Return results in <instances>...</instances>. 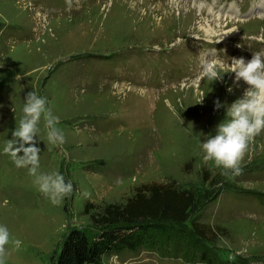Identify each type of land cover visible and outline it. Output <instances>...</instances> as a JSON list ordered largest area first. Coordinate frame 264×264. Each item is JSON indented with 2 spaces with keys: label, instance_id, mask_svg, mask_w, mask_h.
<instances>
[{
  "label": "rangeland",
  "instance_id": "1",
  "mask_svg": "<svg viewBox=\"0 0 264 264\" xmlns=\"http://www.w3.org/2000/svg\"><path fill=\"white\" fill-rule=\"evenodd\" d=\"M260 1L0 0V225L22 241L7 246L6 264H52L72 228L95 235L92 213L153 182L196 194L187 225L213 229L201 239L209 252L169 245L111 252L102 264H264V131L239 175H222L201 149L226 118L215 101L230 105L249 87L231 58L264 53ZM215 56L222 81L201 76ZM31 91L48 98L65 136L48 144L42 118L34 138L39 171L74 186L59 205L3 153Z\"/></svg>",
  "mask_w": 264,
  "mask_h": 264
},
{
  "label": "clouds",
  "instance_id": "2",
  "mask_svg": "<svg viewBox=\"0 0 264 264\" xmlns=\"http://www.w3.org/2000/svg\"><path fill=\"white\" fill-rule=\"evenodd\" d=\"M222 66L218 56L205 58L201 61V76L222 81L223 75L219 71ZM231 73H235L237 82L243 80L249 87L242 98L230 105L227 102L222 104L219 99L215 101L216 110L226 108V118L218 124L214 135L209 134L201 142L204 161L222 169L221 174L224 176L230 173L240 174L241 161L249 151L251 143L264 131V53L255 52L253 58L247 62L243 57L231 58ZM232 91L233 87L230 86L228 92ZM48 103L46 96L38 95L35 91L27 94L23 115L17 121L13 138L4 142L3 153L11 157L17 168H27L39 190L54 205H59L63 198L72 195L74 186L72 182H66L65 177L58 171H39L41 149L36 146L34 139L40 131L38 124L43 118L47 143L57 146L65 143L63 131L57 126L59 117L53 115ZM10 244L19 249L22 241L13 237L6 225H0V264H6L9 256L7 246Z\"/></svg>",
  "mask_w": 264,
  "mask_h": 264
},
{
  "label": "trees",
  "instance_id": "3",
  "mask_svg": "<svg viewBox=\"0 0 264 264\" xmlns=\"http://www.w3.org/2000/svg\"><path fill=\"white\" fill-rule=\"evenodd\" d=\"M199 200L190 189L172 184L147 183L123 204L108 203L91 218L99 231L90 235L72 228L61 243L52 264H102L103 256L111 252L191 248L208 253L201 239H207L213 229L192 222L187 225ZM195 240L190 247L189 240ZM193 250V251H194Z\"/></svg>",
  "mask_w": 264,
  "mask_h": 264
},
{
  "label": "bare ground",
  "instance_id": "4",
  "mask_svg": "<svg viewBox=\"0 0 264 264\" xmlns=\"http://www.w3.org/2000/svg\"><path fill=\"white\" fill-rule=\"evenodd\" d=\"M201 8V7H199ZM257 8V9H256ZM256 12H258V16L260 17H263L264 16V1H260L259 3H257V7H256ZM260 11V12H259ZM212 13V12H211ZM260 13V14H259ZM213 14V13H212ZM236 15H237V12H236ZM219 17V16H217ZM240 19H243V15H241L239 17ZM209 27V26H208ZM203 28V27H202ZM211 27H209V29L206 31L208 34H213V33H216L215 31H213L212 29H210ZM205 31V30H204ZM234 32V31H233ZM236 32V31H235ZM239 33L236 32L234 35H238ZM233 35V36H234ZM221 38H224V40H227V35L226 34H222V36H220Z\"/></svg>",
  "mask_w": 264,
  "mask_h": 264
},
{
  "label": "water",
  "instance_id": "5",
  "mask_svg": "<svg viewBox=\"0 0 264 264\" xmlns=\"http://www.w3.org/2000/svg\"><path fill=\"white\" fill-rule=\"evenodd\" d=\"M257 13H255V12H249V13H245L244 15H243V19H248V18H250L252 15H256Z\"/></svg>",
  "mask_w": 264,
  "mask_h": 264
}]
</instances>
